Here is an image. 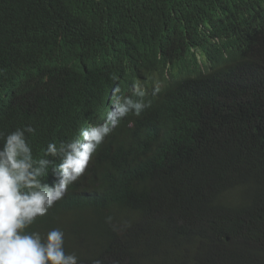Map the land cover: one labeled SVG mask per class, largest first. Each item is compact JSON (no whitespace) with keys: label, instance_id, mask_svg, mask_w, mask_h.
I'll list each match as a JSON object with an SVG mask.
<instances>
[{"label":"trees","instance_id":"16d2710c","mask_svg":"<svg viewBox=\"0 0 264 264\" xmlns=\"http://www.w3.org/2000/svg\"><path fill=\"white\" fill-rule=\"evenodd\" d=\"M208 23L230 66L129 115L33 225L62 228L82 264H264V0H0V32H13L26 71L43 74L31 91L0 73V131L34 126L37 157L85 126L103 78L136 75L156 32L166 42L186 34L170 46L184 56ZM232 35L244 38L240 54Z\"/></svg>","mask_w":264,"mask_h":264},{"label":"clouds","instance_id":"9594fccd","mask_svg":"<svg viewBox=\"0 0 264 264\" xmlns=\"http://www.w3.org/2000/svg\"><path fill=\"white\" fill-rule=\"evenodd\" d=\"M259 15L260 11L254 22L260 20ZM185 35L166 42L156 32L152 58L129 79L103 78L99 85L102 92L95 98L85 126L70 139L48 142L42 156H34L29 135L34 136L37 129L31 124L0 131V264H82L75 252L66 250L62 228L41 232L33 225L64 198L69 185L85 175L98 147L129 115H145L166 91L230 66V55L217 50L222 35L214 32L213 23L199 26L201 39L192 42L186 55H173L170 46L187 41ZM15 38L7 27L0 32V73H10L32 86L29 90L40 91L42 71L35 65L31 72L25 70L32 61L20 43L13 48ZM231 40L240 54L244 38L232 35ZM156 50L160 52L158 69ZM115 53L104 56L101 71L114 60ZM112 221L111 215L105 217L106 223ZM124 227L130 224L125 222ZM92 264L102 261L96 259Z\"/></svg>","mask_w":264,"mask_h":264},{"label":"bare ground","instance_id":"6f19581e","mask_svg":"<svg viewBox=\"0 0 264 264\" xmlns=\"http://www.w3.org/2000/svg\"><path fill=\"white\" fill-rule=\"evenodd\" d=\"M159 55L160 53L156 54L155 56H157V59H155V69L160 68V59H159Z\"/></svg>","mask_w":264,"mask_h":264}]
</instances>
